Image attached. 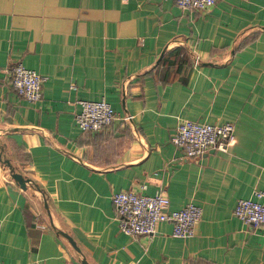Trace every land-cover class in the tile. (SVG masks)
Segmentation results:
<instances>
[{"label":"crops","instance_id":"1","mask_svg":"<svg viewBox=\"0 0 264 264\" xmlns=\"http://www.w3.org/2000/svg\"><path fill=\"white\" fill-rule=\"evenodd\" d=\"M17 61L40 100L15 90ZM102 98L116 118L83 130L79 101ZM184 118L234 121L236 140L186 157ZM0 147L32 179L0 161V264H264V226L234 215L264 190V0H0ZM162 186L167 209L202 208L195 234L123 232L112 195Z\"/></svg>","mask_w":264,"mask_h":264},{"label":"built area","instance_id":"2","mask_svg":"<svg viewBox=\"0 0 264 264\" xmlns=\"http://www.w3.org/2000/svg\"><path fill=\"white\" fill-rule=\"evenodd\" d=\"M182 9H207L216 0H173ZM44 77L35 69L28 68L22 61L12 67V84L17 93L29 101H38L43 94ZM81 110L76 113V123L85 131H99L112 124L116 112L105 98L80 100ZM235 122H201L180 119L171 143L180 148L186 157L199 158L205 152L217 149L226 151L235 142ZM146 188V185H143ZM120 229L137 237L153 234L160 221L173 224L175 236L187 237L195 234L202 216V208L189 202L179 209H167L170 199L167 188L162 186L155 194L135 190H119L112 195ZM234 215L246 224L264 226V190L237 201Z\"/></svg>","mask_w":264,"mask_h":264},{"label":"water","instance_id":"3","mask_svg":"<svg viewBox=\"0 0 264 264\" xmlns=\"http://www.w3.org/2000/svg\"><path fill=\"white\" fill-rule=\"evenodd\" d=\"M1 148V147H0ZM0 161H2L6 166L9 167L10 169V175L11 177L23 188L27 187V184L32 182V179L25 176L22 172L16 170V168L12 165V163L10 162L9 159H5L3 157V154L0 153ZM62 234H64L72 243L73 246H75V248L77 250H80L79 247L77 246L76 242L74 241V239L67 233L62 231ZM84 264H88V262L86 261V259L83 260Z\"/></svg>","mask_w":264,"mask_h":264}]
</instances>
